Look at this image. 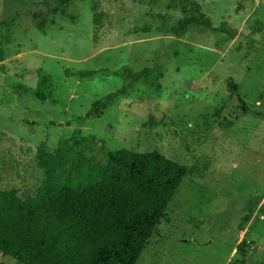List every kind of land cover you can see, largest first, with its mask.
Segmentation results:
<instances>
[{"label": "rangeland", "instance_id": "1", "mask_svg": "<svg viewBox=\"0 0 264 264\" xmlns=\"http://www.w3.org/2000/svg\"><path fill=\"white\" fill-rule=\"evenodd\" d=\"M118 149L186 170L134 264H264V0H0V189Z\"/></svg>", "mask_w": 264, "mask_h": 264}, {"label": "trees", "instance_id": "2", "mask_svg": "<svg viewBox=\"0 0 264 264\" xmlns=\"http://www.w3.org/2000/svg\"><path fill=\"white\" fill-rule=\"evenodd\" d=\"M123 91L95 99L84 117L98 116ZM40 156L43 178L33 194L0 189V252L22 264H134L186 173L154 150L108 151L103 163L79 152L71 163Z\"/></svg>", "mask_w": 264, "mask_h": 264}]
</instances>
